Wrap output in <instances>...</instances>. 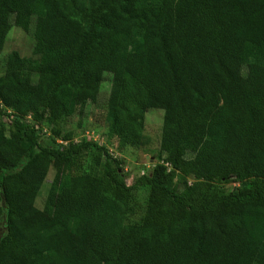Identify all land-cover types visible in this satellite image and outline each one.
<instances>
[{
	"label": "trees",
	"instance_id": "1",
	"mask_svg": "<svg viewBox=\"0 0 264 264\" xmlns=\"http://www.w3.org/2000/svg\"><path fill=\"white\" fill-rule=\"evenodd\" d=\"M13 26L33 45L0 62V264H264V0H0V38ZM106 73L119 148L146 145L163 110L131 185L104 144L43 146L35 126L82 115Z\"/></svg>",
	"mask_w": 264,
	"mask_h": 264
},
{
	"label": "rangeland",
	"instance_id": "2",
	"mask_svg": "<svg viewBox=\"0 0 264 264\" xmlns=\"http://www.w3.org/2000/svg\"><path fill=\"white\" fill-rule=\"evenodd\" d=\"M82 2V0H78ZM33 45L32 36L24 32L21 28L13 26L9 29L3 38H0V62L5 55L11 50L18 51L22 56H30ZM2 72L0 65V73ZM110 89V75L106 73L100 85L98 95L95 102H90L82 115H73L67 119L61 128H52L43 123H35L39 135V143L43 146H56L66 142L63 138L66 134H71V139L75 142L86 140H96L100 144H104L109 151L122 161L119 173L125 179L128 185L133 184L142 174L148 173L153 164L158 160L161 126L163 110L160 108H150L145 112L144 117V133L148 137V143L140 147H128L121 149L118 147L117 138L108 137L105 134V107ZM1 108L11 112L9 106L1 104ZM0 122L5 125V135L12 136L10 128V119L7 115L0 118ZM54 170L49 169L46 178L42 182L35 198V206L39 209L43 207L44 200L49 191ZM239 186L234 180L223 183L226 191H233ZM148 193L147 186H139L133 190L136 203L134 212L127 219L128 222L137 220L143 213L145 208L146 197ZM3 229H1L2 232Z\"/></svg>",
	"mask_w": 264,
	"mask_h": 264
}]
</instances>
